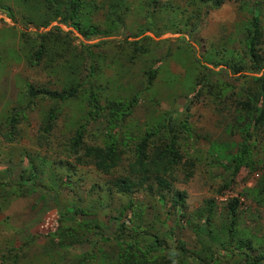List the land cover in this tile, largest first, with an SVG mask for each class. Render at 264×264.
Instances as JSON below:
<instances>
[{
	"label": "rangeland",
	"instance_id": "obj_1",
	"mask_svg": "<svg viewBox=\"0 0 264 264\" xmlns=\"http://www.w3.org/2000/svg\"><path fill=\"white\" fill-rule=\"evenodd\" d=\"M68 1L54 0L51 9L45 10L47 4H40L43 0H0V264H78L83 254L88 257L91 251L96 256L94 264H110L104 256L115 259L118 247L112 239L117 232L123 241H161L163 249L147 254L152 262L160 255L169 259L172 254L169 264H179L182 259L185 264H237L242 261L244 243H252L247 262L260 257L259 264H264V197L254 194L264 185V124L255 131L254 145H250L252 168L244 165L243 158L231 175L225 166L235 162L221 156L225 150L229 157L238 152L245 133L241 103L250 99V92L257 87L253 77L264 70L254 69L245 45L254 18L259 31L255 54L263 58L264 0H225L218 5H202L199 0H126L127 9L117 30L107 28L110 21L105 13V7L115 0H80L86 8L81 14L91 24L115 30L90 39L59 21ZM55 6L58 15L49 20ZM55 25L78 49L80 43L104 39L132 42L145 36L136 51L127 43L121 50L107 41L93 47L104 52L107 64L113 59L107 74L125 77L116 92L110 89L118 82L111 81L108 91L101 87L100 93L113 95V100H117L115 94L127 99L137 95L129 114L120 119L104 111L106 118L92 114L79 121L85 110L81 97L85 94L80 93L62 106L48 134H42L40 110L55 103L47 99L44 90L29 100V90L58 91L67 84L63 78L67 73H47L42 64L31 65L28 59L36 33ZM138 51L142 53L135 59ZM154 63L149 87L143 86L142 92L141 80ZM100 104H104L102 99ZM20 107L24 117L19 115L18 132L11 136L4 118ZM78 122L83 124L84 143L104 146L114 140L121 161L108 174L78 165L77 174L55 190L49 169L66 175L63 164L67 160L73 163V158L62 149L70 144ZM146 134L150 136L145 145L147 157L168 144L171 136L176 139L174 146L181 158L163 175L171 181V188L164 189L151 177L142 187L119 193L111 180L126 175L134 179L124 166L133 160L135 147ZM212 142L217 148L209 154ZM77 178L80 184L74 189ZM52 193L63 208L73 205L89 213L77 212L76 221L62 222L63 213L51 199ZM182 193L180 213L173 201ZM233 198L237 199L235 222L227 233V204ZM209 201L213 206L205 225L202 215ZM79 221L88 222V233L78 227ZM200 225L205 227L203 234L197 231ZM62 231L63 240L57 241ZM60 242L63 245H58Z\"/></svg>",
	"mask_w": 264,
	"mask_h": 264
},
{
	"label": "trees",
	"instance_id": "obj_2",
	"mask_svg": "<svg viewBox=\"0 0 264 264\" xmlns=\"http://www.w3.org/2000/svg\"><path fill=\"white\" fill-rule=\"evenodd\" d=\"M202 5L206 3L218 5L225 0H199ZM33 2V0H32ZM50 2H54V0H43L40 2L41 5H44V9L48 10L50 8ZM34 3V2H33ZM94 6L97 5L93 3ZM115 4V5H114ZM114 5V6H113ZM67 8L64 10V15H62L61 21L62 23H67L68 25L79 32L86 39H90L93 37H102L106 35H110L115 30L119 29V25L121 24L122 17L124 16L123 12L127 9L126 0H115L114 3H109L105 7V13L108 14L107 28L115 29L112 32L107 31L106 29L99 28V23L94 22L91 24L90 19L87 17H83V13L86 8H83V3L80 0H69L66 4ZM93 6V8H94ZM86 7V6H84ZM96 10V8L94 9ZM58 15V7L55 6V9L50 15L49 20L54 19ZM68 21V22H67ZM117 24V27H116ZM251 33L250 37L245 42L247 55L254 66L255 70L264 69V56L262 59L257 58L255 54V41L259 36V31L257 27V20L252 18L251 21ZM57 31H61L58 26H52L45 32L36 33V43L35 48L30 54V58L28 59V63L31 65L42 64L43 69L46 70L47 73L58 72L59 70L65 71L67 74L63 75V78L67 81V84L64 88L59 89L58 91H51L46 89H35L29 90V100H31L36 94H40L42 90L46 94L47 99L54 100V105L47 107V109H41L42 112V134L51 130L52 124L56 119V115L60 112L63 105L69 102L71 99L76 98L80 95V93L85 94V98L83 96L82 100L85 103V110L82 116L79 117V121L86 120L88 115H99L106 118V114L110 116H117L123 118V116L130 113L131 108L136 102V96L133 95L131 98L127 99V97H118L115 94L117 100L113 95L109 96L106 94V97L103 96L100 92L102 88L108 91L109 85L111 81H117L118 83L114 84L110 89L113 92H116V86H119V81H122L120 85L125 81L124 76H120L116 73H106V70L109 68L110 64L114 61L111 59L107 64L105 61V54L103 51H95L93 47H98L105 41L111 46H115V48H120L122 50V44L127 43L130 45L133 51L138 49L137 44H140L145 36L139 38L138 40H134L132 42H121L120 40H98L93 43L83 44L80 43V49L75 46L68 38L63 34L58 33ZM130 48V49H131ZM142 53V51H138L135 59ZM119 59V58H116ZM259 61L263 63L261 65L258 64ZM156 63L152 64L151 67L145 71L143 80H141L140 86L141 91H145L143 86L149 87L151 76L154 74L156 67L154 66ZM253 79L257 82V87L254 92L251 93L250 99H246L241 104L244 105V124L243 129L245 130L244 139L240 142V147L238 148V152L234 154H230V157L226 155V150L221 152L222 158L229 160V158L235 162L233 165L225 166V170L230 172L231 175L235 174L238 170V165L242 164L244 158V165L252 168L253 159H249L250 152H252V146L254 145V133L258 129L259 126L264 124V70L262 71L260 76L253 77ZM146 83V84H145ZM145 84V85H143ZM123 85V84H122ZM102 87V88H101ZM101 88V89H100ZM100 91L98 92V90ZM100 99L103 100L104 104H100ZM30 103L32 101H29ZM86 108H89L86 110ZM106 111L107 113H105ZM180 114V113H179ZM177 115V119L181 122L182 118L180 115ZM19 115L23 118V108L20 107L18 112L15 110L7 114L4 118V123L8 127V132L11 136L17 134V124L20 121ZM161 118V117H160ZM157 120L159 118L157 117ZM182 126V123H180ZM170 128L175 127V123L170 125ZM174 132V131H173ZM174 134V133H173ZM83 124L78 122V125L74 127L73 134L69 140L70 144L68 146H64L62 151L65 152L66 156L73 158V163L66 161L63 167L65 171H67L64 177L57 175L55 172H51L52 176L54 175V179L52 180L53 186L55 190L57 188L64 186L68 183L67 179L73 178L74 175L77 174V166L78 165H90L95 170L108 174L113 169H115L120 161L121 154L116 149V143L114 140H111L107 145L97 146L94 144H86L83 141ZM196 137V136H195ZM194 137V138H195ZM12 139V137H10ZM150 138L149 134H146L144 137L140 139L135 147V157L133 160L128 161L124 167H126V174H133L134 179L130 176H122L117 177L114 180H111L112 186L119 192L123 193L128 189L140 186L143 184H147L149 179L152 177L154 181L164 187V189L171 188V181L167 180L163 175L167 173L170 168L176 164L181 158V154L174 146L176 139L174 136H171V140L168 144H166L163 148L156 150L151 156H146L145 154V145L147 140ZM239 144V143H238ZM252 145V146H250ZM215 142L209 143L208 145V153L213 154L216 150ZM208 154V155H209ZM211 156V155H209ZM246 158H248L247 161ZM41 161V165H44L43 158H39ZM43 162V163H42ZM75 165V166H74ZM171 172V171H170ZM186 175L189 176L190 172L186 171ZM60 177V178H59ZM75 188L79 187L80 178L74 179ZM18 186L21 184L17 183ZM33 188V186H32ZM56 192V191H55ZM178 192V191H175ZM254 192V191H253ZM177 196L180 193H176ZM254 194L256 196L264 197V185H259L258 189L255 190ZM43 196V195H42ZM263 197H260L259 200H262ZM183 193L174 199L173 204L177 206L178 209L182 207ZM51 199L59 206V209L62 211L63 216H60V220L65 221V219L70 221H76L74 215L79 212L81 214H88L89 212L86 209L74 208L73 205H69L66 208H63L60 204L59 199L57 198L56 193L51 194ZM80 201H83L82 198H78ZM237 204V199H231L228 202L229 214H230V226L228 227L227 233L231 230L234 224L235 218V208ZM213 202L209 201V204L206 206L205 213H203L204 224L208 222L210 218V212L212 211ZM79 210V211H77ZM176 212V209L174 210ZM183 215V214H181ZM81 220V219H80ZM175 221H172V224ZM78 227L85 232L90 231V227L87 221H79L77 222ZM122 225V223L120 224ZM120 225L115 229L116 231L120 229ZM96 227V225H94ZM168 231L171 233L172 225L169 224ZM197 231L199 234H203L205 232V227L200 225L197 227ZM210 231V229H208ZM114 232V231H113ZM113 232L109 235L111 236ZM73 231L70 232V234ZM118 233V232H117ZM113 234V242L118 247V253L115 259H112L109 254L105 255L106 259H110V264H169L171 261V255L168 258H164V256L160 255V258L156 261H151L149 255L151 251H156L158 249H163L161 247V241L156 238H152L151 242L141 243L140 241H123V237H120L118 234ZM86 234V233H85ZM84 236V234H82ZM63 231L61 232L60 237H56L57 241L63 240ZM108 237V236H106ZM209 238L208 236H206ZM212 238V237H211ZM209 238V239H211ZM77 237L75 240H78ZM213 239V238H212ZM65 241V240H64ZM66 242V241H65ZM64 242V243H65ZM58 245H63L62 242L58 243ZM252 245V243H251ZM249 243H244V253L243 258L240 259L242 261L237 260V264L243 262L244 264H259L261 261L260 257L255 259L253 262H247L248 258V248L252 247ZM86 254H83V257L78 262V264H94L95 260V252L91 251L88 254V257H85ZM211 257V256H210ZM182 259V258H181ZM211 259H213L211 257ZM196 260L199 262L201 259L196 257ZM179 264H185L184 260L182 262H178ZM203 264V262H199Z\"/></svg>",
	"mask_w": 264,
	"mask_h": 264
}]
</instances>
